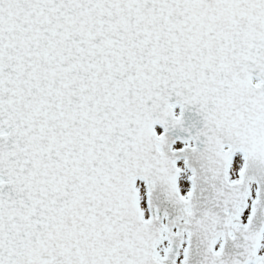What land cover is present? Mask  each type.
Wrapping results in <instances>:
<instances>
[{"label":"snow or ice","instance_id":"snow-or-ice-1","mask_svg":"<svg viewBox=\"0 0 264 264\" xmlns=\"http://www.w3.org/2000/svg\"><path fill=\"white\" fill-rule=\"evenodd\" d=\"M0 264H264V0H0Z\"/></svg>","mask_w":264,"mask_h":264}]
</instances>
